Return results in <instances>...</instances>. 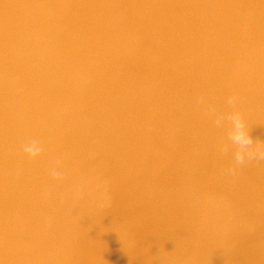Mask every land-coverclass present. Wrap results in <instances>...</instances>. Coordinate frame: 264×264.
<instances>
[{"label":"water","instance_id":"1","mask_svg":"<svg viewBox=\"0 0 264 264\" xmlns=\"http://www.w3.org/2000/svg\"><path fill=\"white\" fill-rule=\"evenodd\" d=\"M0 264H264V0H0Z\"/></svg>","mask_w":264,"mask_h":264}]
</instances>
